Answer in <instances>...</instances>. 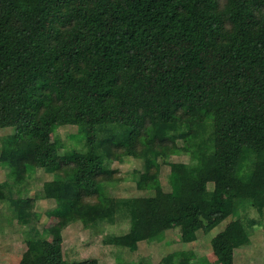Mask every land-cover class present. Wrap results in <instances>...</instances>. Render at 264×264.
Segmentation results:
<instances>
[{
	"label": "trees",
	"instance_id": "16d2710c",
	"mask_svg": "<svg viewBox=\"0 0 264 264\" xmlns=\"http://www.w3.org/2000/svg\"><path fill=\"white\" fill-rule=\"evenodd\" d=\"M63 125L78 127L81 147L62 154L51 135ZM7 127L0 221L25 228L18 264H99L67 259L59 234L37 232L35 198L15 188L39 169L50 176L43 191L56 202L57 232L125 225L104 240L135 252L169 229L191 244L223 226L212 249L219 264H236L251 243L242 206L264 221V0H0ZM126 156L144 169L112 168ZM127 181L153 194H116ZM218 182L229 183L224 197L209 186ZM139 264L201 263L179 249Z\"/></svg>",
	"mask_w": 264,
	"mask_h": 264
},
{
	"label": "rangeland",
	"instance_id": "374dc122",
	"mask_svg": "<svg viewBox=\"0 0 264 264\" xmlns=\"http://www.w3.org/2000/svg\"><path fill=\"white\" fill-rule=\"evenodd\" d=\"M78 131V127L74 125L59 127L51 135V145L62 154L74 148H80L81 144L75 143V139L72 138ZM12 133H15L13 127L0 128V137ZM170 160L173 162L186 161L188 155L173 154ZM143 166L140 159L131 156L122 157L112 163V168L119 171L123 176L134 169H144ZM167 167H163V174L169 171ZM49 178L50 176L39 169L35 179L26 183L23 187L15 188V196L35 198L32 210L40 216L38 220L34 219L32 224H35L39 234L50 241L59 234L63 239L62 250L67 259L96 258L99 264H117L118 262L119 264H139L142 259L157 262L169 252L186 249L197 256L201 264H219L211 246V239L221 231L223 226H218L206 234L200 233L196 243L191 244L183 243L177 232L169 229L162 239H140L138 249L135 252L107 244L104 240V237L108 234L120 233L125 225L105 226L103 229L97 230L85 228L82 223L75 222L57 232L56 226L59 219L54 213L56 202L54 199L46 198L43 191V184ZM5 179L6 169L0 165V183L4 182ZM162 184L165 190H171L170 184L167 183L165 178H162ZM131 185V181L123 182L115 193L118 195H126L128 192L138 195L153 194V191L138 189L128 191L127 188ZM209 186L216 197H224L228 193L229 183L227 182L211 183ZM241 209L242 212H246L244 213V225L250 235L251 243L245 247L244 251L239 250L236 264H264V221L262 216L258 212L259 209H252L249 202ZM4 213H8V210ZM3 217H5V214ZM24 229L22 225L17 223L15 218L9 219L7 223L0 221V264H18L20 262L27 249Z\"/></svg>",
	"mask_w": 264,
	"mask_h": 264
}]
</instances>
